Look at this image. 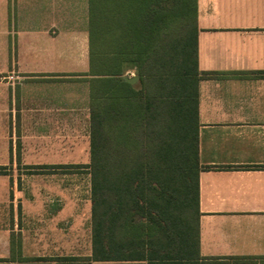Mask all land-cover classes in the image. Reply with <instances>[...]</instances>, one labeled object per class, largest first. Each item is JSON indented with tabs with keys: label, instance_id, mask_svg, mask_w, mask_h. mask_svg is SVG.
Masks as SVG:
<instances>
[{
	"label": "crops",
	"instance_id": "1",
	"mask_svg": "<svg viewBox=\"0 0 264 264\" xmlns=\"http://www.w3.org/2000/svg\"><path fill=\"white\" fill-rule=\"evenodd\" d=\"M88 13L0 0V264L92 253ZM197 25L199 255L110 264H264V0H197Z\"/></svg>",
	"mask_w": 264,
	"mask_h": 264
},
{
	"label": "trees",
	"instance_id": "2",
	"mask_svg": "<svg viewBox=\"0 0 264 264\" xmlns=\"http://www.w3.org/2000/svg\"><path fill=\"white\" fill-rule=\"evenodd\" d=\"M88 12L92 253L53 259L196 258L212 167L199 159L198 83L212 74L198 69L197 0H88Z\"/></svg>",
	"mask_w": 264,
	"mask_h": 264
},
{
	"label": "water",
	"instance_id": "3",
	"mask_svg": "<svg viewBox=\"0 0 264 264\" xmlns=\"http://www.w3.org/2000/svg\"><path fill=\"white\" fill-rule=\"evenodd\" d=\"M124 79L127 80L128 82L134 83L138 80V76H136V75H133V76L124 75Z\"/></svg>",
	"mask_w": 264,
	"mask_h": 264
},
{
	"label": "rangeland",
	"instance_id": "4",
	"mask_svg": "<svg viewBox=\"0 0 264 264\" xmlns=\"http://www.w3.org/2000/svg\"><path fill=\"white\" fill-rule=\"evenodd\" d=\"M129 72H130V71H127L125 75H130L131 73H130V74H128ZM134 74H135V73H134Z\"/></svg>",
	"mask_w": 264,
	"mask_h": 264
}]
</instances>
